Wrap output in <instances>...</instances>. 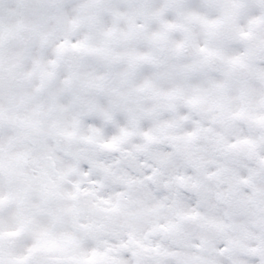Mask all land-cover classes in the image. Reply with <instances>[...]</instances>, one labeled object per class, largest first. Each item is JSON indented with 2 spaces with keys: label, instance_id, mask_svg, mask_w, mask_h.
Listing matches in <instances>:
<instances>
[{
  "label": "clouds",
  "instance_id": "9594fccd",
  "mask_svg": "<svg viewBox=\"0 0 264 264\" xmlns=\"http://www.w3.org/2000/svg\"><path fill=\"white\" fill-rule=\"evenodd\" d=\"M0 264H264V0H0Z\"/></svg>",
  "mask_w": 264,
  "mask_h": 264
}]
</instances>
